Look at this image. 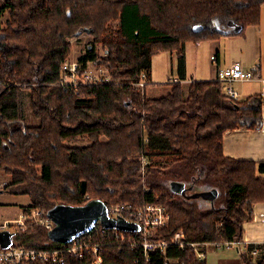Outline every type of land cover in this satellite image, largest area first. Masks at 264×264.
I'll return each instance as SVG.
<instances>
[{
	"label": "trees",
	"instance_id": "obj_1",
	"mask_svg": "<svg viewBox=\"0 0 264 264\" xmlns=\"http://www.w3.org/2000/svg\"><path fill=\"white\" fill-rule=\"evenodd\" d=\"M263 4L0 0V170L11 177L5 190L30 197L24 210L45 212L58 203L84 204L87 195L88 201L101 198L109 208L159 202L170 219L154 238L169 240L182 230L191 242L243 239L253 204L264 201V178L258 176L264 161L225 155L223 135L260 127L262 97L234 101L216 80H192L187 91L176 82L161 97H148L145 91L152 83L155 54L175 53L178 75L185 79L188 41L243 35L247 26L258 24ZM114 19L120 22L117 30L108 25ZM88 28L94 41L79 59L80 71L93 63L105 66L110 78L76 89L59 85L62 64L71 52L69 39ZM96 43L104 44L105 58L96 54ZM143 71L149 82L139 88ZM82 138L88 142L78 143ZM159 173L192 186L191 194L217 189L221 204L202 210L188 195L179 196L161 184ZM47 232L30 222L15 239L27 247L65 246L50 240ZM88 239L101 244L103 264H207L194 248L171 242L165 254L152 253L148 261L139 244L132 247L98 231ZM240 256L243 264H264V246H242ZM95 258L69 257L64 264H95Z\"/></svg>",
	"mask_w": 264,
	"mask_h": 264
},
{
	"label": "built area",
	"instance_id": "obj_2",
	"mask_svg": "<svg viewBox=\"0 0 264 264\" xmlns=\"http://www.w3.org/2000/svg\"><path fill=\"white\" fill-rule=\"evenodd\" d=\"M214 57L215 56L212 55V58ZM80 70V62L69 63L65 61L61 68L58 84L76 89L81 83H98L107 81L110 78L108 71L102 75H97L89 69L83 71ZM255 76L256 74L254 70L245 69L240 61H235L227 67L219 68L215 80L220 82L222 93L226 97L234 101H239L240 95L235 89L234 83L236 81L252 80ZM171 81L178 82L180 80L174 78ZM148 82L149 79L147 72L143 71L136 86L144 88ZM8 183L9 182L0 183V189H5ZM88 197L89 196L87 195L86 202L88 201ZM108 211L111 217H124L128 221L137 223L140 228L131 231L118 228H107L98 221L89 231L75 236L69 242L61 243L65 244V246L27 247L16 241V232L25 230L30 222L43 225L47 230L52 229L55 224L47 217V212L44 210L39 208H30L29 210L22 209V213L18 218L0 221V231L8 230L15 233L12 245L8 248L0 247V264H26L30 262H53L56 264H64L69 257L71 259L84 260L86 255L95 256L94 263L100 264L102 262L100 256L101 244L94 241L91 243L88 239L89 235H92V232L94 231H98L103 235L111 234L116 236L118 239L129 243L132 247L136 246V244L141 245L148 261L150 260L152 253L158 252L165 254L170 242L183 249L186 248V246L194 248L200 259H205L207 252L210 249H223V247L230 249L231 247H236L239 250L242 246L249 245L244 238L241 240L191 242L186 239L185 233L182 230L177 231L169 240L154 238L153 236L157 230L166 226L170 219V213L166 207L160 203H148L142 207H132L127 204H119L112 206L111 208L108 207ZM257 250L258 248L252 253L256 254Z\"/></svg>",
	"mask_w": 264,
	"mask_h": 264
},
{
	"label": "crops",
	"instance_id": "obj_3",
	"mask_svg": "<svg viewBox=\"0 0 264 264\" xmlns=\"http://www.w3.org/2000/svg\"><path fill=\"white\" fill-rule=\"evenodd\" d=\"M207 46H209L211 54L210 70L207 74H196L192 78L187 77L188 58L186 57V77L182 79L177 71V56L175 53H170V56L172 55L175 59L177 76L174 78H179L186 83L192 80H215L219 68L227 67L235 61H240L246 69L254 70L256 74L254 79L236 81L235 87L241 93V100L253 95L262 97V124L255 129L241 127L227 130L223 135V150L225 155L238 160H253L258 163L264 161V4L261 7L258 24L247 26L243 35H230L207 40ZM186 48L187 46L185 54ZM212 55L215 57L212 58ZM198 61L201 62L199 58ZM149 79L152 85L161 84L152 79V61ZM246 82H250L249 87L242 86ZM258 176L264 178V172L258 171ZM243 238L248 244L264 246V201H257L253 204V218L244 224ZM230 250L231 248L224 253H214L212 259L218 264H230L233 260H239V264H243L240 249H237L238 253Z\"/></svg>",
	"mask_w": 264,
	"mask_h": 264
},
{
	"label": "rangeland",
	"instance_id": "obj_4",
	"mask_svg": "<svg viewBox=\"0 0 264 264\" xmlns=\"http://www.w3.org/2000/svg\"><path fill=\"white\" fill-rule=\"evenodd\" d=\"M2 19H3V23H5V21L8 19V14L5 13ZM108 25L111 30H117L120 27V22L118 19H114V20H111L110 23H108ZM69 40L72 43L71 52L65 61L69 63L71 62L79 63L78 62L80 61L79 59L82 56L87 54L89 45L94 41V36L88 32H84L83 34H81V36L76 37V38L75 37L70 38ZM186 46H187L186 57L188 58V62H189V66L187 68V77L192 78V77H195L196 74H207L208 71L210 70V64H211V61H210L211 54H210L209 46H207V40H204L200 43H197L191 40L186 43ZM95 52L100 58H105L107 56V51L105 50V46L103 43L95 44ZM198 58L199 60H201V62L198 61ZM174 60L175 59L173 58V56L172 55L170 56V52H166V51H161L152 57V79L154 82H159L161 84L152 85L151 83L149 86H147L145 93L148 97L164 96L170 90L172 86L171 84L176 83V82L171 81L172 79H174V76H177ZM63 65H64V62L62 66ZM172 66H173V72H172ZM88 69L90 71L95 72L97 75H102L108 71V69L105 66H96L93 63L89 64ZM165 82H168L169 84H163ZM178 82H181L184 85V88L186 91L188 90L187 88L189 87L190 83H186L181 80ZM235 83H234V87L236 86ZM242 86L249 87L250 82L243 83ZM235 89L238 91L240 95L239 100H241L240 91L237 89V87H235ZM26 108L27 110L29 109L28 104L26 105ZM28 123L31 124V120L28 119ZM87 140H88L87 138H82L81 140L78 141V143L85 144L88 142ZM160 159L163 160V158H156L154 161H161ZM164 159H167V158H164ZM159 175H160L161 184H165L166 187L170 186V182L172 179L171 178L168 179L162 173H159ZM10 180H11L10 175L0 170V183L10 182ZM5 189H0L2 190L0 191V221H3L5 219L18 218L22 213V209H25L27 205L31 204V200L28 195L16 194V193L11 192L9 189L7 190ZM188 195H191L189 191H188ZM192 200L194 201L196 205L200 204V207H202L201 208L202 210H207L213 206H219L221 204V199H218L217 197L214 199V201H209L208 199L201 198V197H194L192 198ZM226 251H229V249H227L226 247H223V249L217 248V249L208 250L207 252L208 256L207 258H205V260L207 259L206 263L207 264H218V262H214V260L212 259L213 254L214 253H224ZM230 251H233L234 253L235 252L238 253L236 247H231ZM210 257H211V260H210ZM238 263H239V260H233V262H230V264H238ZM100 264H103V263H100Z\"/></svg>",
	"mask_w": 264,
	"mask_h": 264
},
{
	"label": "water",
	"instance_id": "obj_5",
	"mask_svg": "<svg viewBox=\"0 0 264 264\" xmlns=\"http://www.w3.org/2000/svg\"><path fill=\"white\" fill-rule=\"evenodd\" d=\"M92 28L85 29L84 32L90 33ZM83 31H79L80 35ZM170 188L173 192L180 195H188L192 186H187L179 180H171ZM217 189L204 192H195L188 195L190 198L201 197L209 201H214L218 196ZM47 217L54 222V227L48 230L50 240L59 243L71 241L75 236L89 231L96 222L100 221L107 228H118L121 230H138L137 223L128 221L124 217H111L108 206L101 198H93L81 205H71L58 203L47 211ZM14 232L8 230L0 231V247L8 248L14 242Z\"/></svg>",
	"mask_w": 264,
	"mask_h": 264
}]
</instances>
